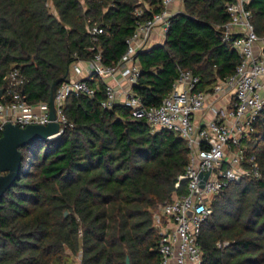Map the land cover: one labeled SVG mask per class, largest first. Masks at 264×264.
<instances>
[{"label":"trees","instance_id":"16d2710c","mask_svg":"<svg viewBox=\"0 0 264 264\" xmlns=\"http://www.w3.org/2000/svg\"><path fill=\"white\" fill-rule=\"evenodd\" d=\"M227 0H182L163 44L140 50L133 90L147 107L159 105L181 69L211 88L241 58L224 41ZM161 0H0V90L18 69L30 103L50 102L55 81L100 50L115 65L138 22L160 12ZM253 23L264 36V0H252ZM142 11L141 15L137 11ZM98 25L97 40L90 29ZM94 47V50H91ZM94 97L68 96L70 122L53 140L20 147V175L0 200V264H159L155 216L174 194L189 161L186 140L155 130L130 107L105 108L106 84L91 81ZM0 101H5L0 97ZM250 152L260 178L230 184L202 226V264H264V111L253 123ZM66 212L68 214L66 215Z\"/></svg>","mask_w":264,"mask_h":264},{"label":"built area","instance_id":"2783aa9c","mask_svg":"<svg viewBox=\"0 0 264 264\" xmlns=\"http://www.w3.org/2000/svg\"><path fill=\"white\" fill-rule=\"evenodd\" d=\"M161 1L160 12L138 22L128 39V49L117 64L105 65L100 50L92 59L73 62L70 70L74 75L87 72L86 78L72 77L59 83L54 97V120L50 118V102H28L23 92L25 76L18 69L11 70L2 95L5 101H0V137L9 122L25 127L47 125L51 121L60 124L55 136L60 137L70 124L64 112L68 96L94 97L96 87L91 81L102 78L106 84L103 107L126 105L135 117L146 119L155 130L173 131L186 140L189 161L176 183L180 187L184 181L185 192L174 194L160 209L159 264H202L199 238L204 222L213 213L215 198L232 183L262 175L256 155L250 152L249 140L254 121L264 111V36L257 33L253 23V11L249 7L252 0H227L230 19L222 32L224 41L241 58L235 71L219 78L211 88L203 89L199 75L181 69L162 102L147 107L133 90L141 73L137 53L148 49L155 29L160 27L165 35L168 32L174 14L172 6L177 0ZM137 14L141 15L142 11L138 10ZM90 32L96 41L103 28L95 25Z\"/></svg>","mask_w":264,"mask_h":264},{"label":"water","instance_id":"95a60500","mask_svg":"<svg viewBox=\"0 0 264 264\" xmlns=\"http://www.w3.org/2000/svg\"><path fill=\"white\" fill-rule=\"evenodd\" d=\"M69 73V72H68ZM60 80L54 82L50 99V118L55 119V92ZM4 89L0 90L2 97ZM60 130V124L51 121L47 125L30 124L21 127L18 124L6 123L0 137V200L20 175L23 154L20 147L37 140H52ZM68 212H66V215ZM126 264H131L127 257Z\"/></svg>","mask_w":264,"mask_h":264},{"label":"crops","instance_id":"0c3cea01","mask_svg":"<svg viewBox=\"0 0 264 264\" xmlns=\"http://www.w3.org/2000/svg\"><path fill=\"white\" fill-rule=\"evenodd\" d=\"M183 10H184V5L182 3H180V4L175 3L172 6V11L174 13L179 12V11H183ZM165 40H166V35L162 32L161 28L158 27L157 29H155L154 33L152 34V36L149 40L148 48L154 47V46L159 45V44H163L165 42ZM86 74H87V72H85V74L83 73L82 75L76 76V75H74L73 71L70 70L69 78H72V77L86 78ZM110 82L115 83L114 80H111Z\"/></svg>","mask_w":264,"mask_h":264},{"label":"rangeland","instance_id":"374dc122","mask_svg":"<svg viewBox=\"0 0 264 264\" xmlns=\"http://www.w3.org/2000/svg\"><path fill=\"white\" fill-rule=\"evenodd\" d=\"M176 3H178V4L182 3L183 4L182 0H177ZM158 214L159 215L155 216V225L157 228L160 229L161 223H162V218H161L160 212ZM75 262L80 264V258L78 257Z\"/></svg>","mask_w":264,"mask_h":264}]
</instances>
